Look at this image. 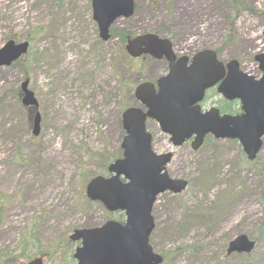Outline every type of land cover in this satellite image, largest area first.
<instances>
[{
    "label": "rangeland",
    "instance_id": "374dc122",
    "mask_svg": "<svg viewBox=\"0 0 264 264\" xmlns=\"http://www.w3.org/2000/svg\"><path fill=\"white\" fill-rule=\"evenodd\" d=\"M183 1L153 0L151 6L150 0H134L133 15L110 31L156 34L169 39L177 54L211 49L220 62L237 61L258 79L254 57L264 50V0ZM8 41L27 42L29 51L18 65L0 68V264L38 257L44 264H76V244L68 240L73 230L123 220L89 202L85 186L102 175L103 155L121 156L120 115L137 106L135 87L166 70L125 53L114 59L120 40L99 39L91 0H0V48ZM25 80L38 103L36 137L31 110L20 103ZM219 105L215 97L210 107ZM227 106L238 111L237 103ZM146 129L152 151L172 155L169 177L187 183L180 194L156 198L153 252L167 258L164 264H264V187H258L264 138L248 163L235 141L207 137L193 152L189 143L172 147L155 122L147 121ZM239 235L255 249L227 256L228 243ZM52 244H63L56 256L45 254Z\"/></svg>",
    "mask_w": 264,
    "mask_h": 264
},
{
    "label": "water",
    "instance_id": "95a60500",
    "mask_svg": "<svg viewBox=\"0 0 264 264\" xmlns=\"http://www.w3.org/2000/svg\"><path fill=\"white\" fill-rule=\"evenodd\" d=\"M92 20L97 26L102 42L109 39L110 27L118 19H129L134 12L133 0H91ZM264 42V28H263ZM27 42H6L0 48V68L10 67L27 54ZM124 51L130 59L149 57L164 58L170 62L166 76L155 86L138 85L133 97L138 107L126 109L120 116L123 137L121 157L107 167L108 177L92 178L85 187V197L98 202L109 214L120 213L122 222L106 221L92 229L74 230L69 236L75 248L76 264H162L163 259L149 246V236L154 229L151 217L156 197L169 192L180 194L187 183L173 180L166 167L170 153L156 155L152 152V136L146 131L147 120L155 122L160 132L169 137L172 147L178 148L190 141L191 151H197L206 136L215 140L237 141L248 162L255 160L264 137V51L254 57L260 77H253L239 70L236 61L223 66L212 51L195 55L190 66L177 62L172 45L154 34H144L126 41ZM225 101H238L240 114L219 115L211 109L201 113L198 103L206 90L216 87ZM20 103L34 110L31 133L40 132V115L28 81L20 84ZM254 242L240 235L229 242L226 255H248ZM26 264H43L40 258Z\"/></svg>",
    "mask_w": 264,
    "mask_h": 264
},
{
    "label": "trees",
    "instance_id": "16d2710c",
    "mask_svg": "<svg viewBox=\"0 0 264 264\" xmlns=\"http://www.w3.org/2000/svg\"><path fill=\"white\" fill-rule=\"evenodd\" d=\"M151 1V6L153 5V0H150ZM238 4L233 1L232 3V7L233 9L237 12L238 11ZM114 36L118 37L119 40H120V43H119V48L117 49V53L114 55V59L117 58L118 54H124L123 52V45L125 43V41L129 38L132 37V35H129V34H125L123 32H118V31H111L110 32V39H112ZM231 38V33L229 34H226L223 38H222V45H225L227 43V41ZM20 61H18L17 63H15L13 66H16L19 64ZM20 96V94H19ZM231 110H229L228 112H230ZM90 153V154H89ZM85 152L86 156H91L92 155V152ZM105 156V158L103 157L102 158V167H101V170L102 172L105 171L107 165L109 163H111L113 160L116 159L115 155H110V156H106V155H103ZM255 167V165L253 166ZM258 187H264V170H261L260 173L258 172ZM259 204L264 208V194L261 195L260 199H259ZM62 245L63 244H52L49 246V248L47 249V252L45 253L46 255L50 254V256H56V254H58V252L61 250L62 248ZM164 258V262L167 260V258L165 256H163ZM164 264V263H163Z\"/></svg>",
    "mask_w": 264,
    "mask_h": 264
},
{
    "label": "flooded vegetation",
    "instance_id": "af4514ba",
    "mask_svg": "<svg viewBox=\"0 0 264 264\" xmlns=\"http://www.w3.org/2000/svg\"><path fill=\"white\" fill-rule=\"evenodd\" d=\"M182 3H184V4H186V2H185V0L182 2ZM183 4V5H184ZM189 3L187 2V5H188ZM179 5H181V4H179ZM194 24V23H193ZM190 26V25H189ZM208 37V35L205 37V38H207ZM208 39V38H207ZM169 40V39H168ZM208 51V50H211V49H204V50H197V51H191V52H185V53H182V54H177V53H175L174 51H173V44H172V52H173V55H174V58H175V60H173V62H171V65H176V63L177 62H180L181 61V63H184V65L187 67V66H189L190 65V63H191V61H192V59H193V57L196 55V54H198L199 52H201V51ZM215 52V51H214ZM215 54H216V56H217V59L219 60V58H218V52H215ZM145 58L144 57H142V58H139V59H137V61H142V60H144ZM152 62L155 64V65H163V67L165 68V70H166V73H165V75L167 74V72H168V69H169V66H170V62L169 61H166L165 59H161V60H159V61H157V60H152ZM223 64H225V63H223ZM156 81V80H155ZM155 81L153 82V84H155ZM147 82H149V81H147ZM215 97L218 99V102H220L221 104H227V102H225V101H223L219 96H217V94H216V89H211V90H208V91H205V93H204V95H203V99H202V101H201V103H200V107L203 109V110H205V109H207V108H209L211 105H212V102H213V100L215 99ZM209 110V109H208Z\"/></svg>",
    "mask_w": 264,
    "mask_h": 264
}]
</instances>
